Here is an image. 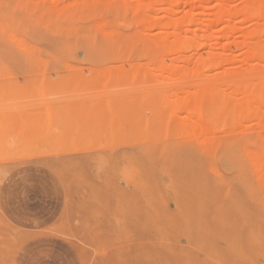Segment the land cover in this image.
<instances>
[{
	"label": "rangeland",
	"instance_id": "374dc122",
	"mask_svg": "<svg viewBox=\"0 0 264 264\" xmlns=\"http://www.w3.org/2000/svg\"><path fill=\"white\" fill-rule=\"evenodd\" d=\"M162 1L0 0V264H264V0Z\"/></svg>",
	"mask_w": 264,
	"mask_h": 264
},
{
	"label": "bare ground",
	"instance_id": "6f19581e",
	"mask_svg": "<svg viewBox=\"0 0 264 264\" xmlns=\"http://www.w3.org/2000/svg\"><path fill=\"white\" fill-rule=\"evenodd\" d=\"M171 1H173L174 2V0H163L162 2H165V4L167 3L168 5H169V3H170V5L172 4L171 3ZM262 1V0H261ZM179 2H181L180 0H179ZM207 2V1H206ZM209 2V1H208ZM264 2V1H263ZM177 3V2H176ZM249 3V2H248ZM176 5V4H175ZM174 5V6H175ZM256 5H260V4H256ZM264 5V4H263ZM177 6V5H176ZM175 6V7H176ZM253 6H254V4H253ZM175 7H173V8H175ZM180 7V6H179ZM179 7H177V8H179ZM182 7V6H181ZM255 7V6H254ZM260 7V6H259ZM262 7H264V6H262ZM244 8V7H243ZM172 9V8H171ZM176 9V8H175ZM170 10V9H169ZM173 10V9H172ZM174 11V10H173ZM173 11H171L170 10V12H173ZM178 11V10H177ZM177 11H175V12H177ZM180 11V10H179ZM243 11V10H242ZM169 12V13H170ZM174 13V12H173ZM255 13V12H254ZM214 15H216V14H214ZM226 15V14H225ZM225 15L222 13L221 15H220V13H217V15H216V17L218 18V19H224L223 18V16L225 17ZM230 15V14H229ZM249 15V14H248ZM228 16V15H227ZM232 16V15H231ZM215 17V16H214ZM215 17V18H216ZM226 18V17H225ZM213 16L211 15H208V17H207V19H206V21H217V19L215 20V19H213ZM247 19V18H246ZM225 20L226 19H224V22L223 23H227V22H231L230 20H226V22H225ZM219 21V20H218ZM223 21V20H222ZM197 22V20H195L193 17H192V19L190 20V24L189 25H187L188 27H190L191 25V27H193V25L195 24ZM221 22V21H220ZM215 23V22H214ZM217 23V22H216ZM232 23V22H231ZM226 26H227V24H226ZM225 26V27H226ZM234 26V25H233ZM190 27V28H191ZM226 28H228V27H226ZM260 28V27H259ZM261 28H263V27H261ZM180 30H182L181 28H180V25L179 24H175L174 26H173V28H171L170 30L169 29H158V31L155 33V39L157 40V44H158V42H159V40L161 41V39H164V38H167V37H176L177 36V31H180ZM169 31V32H168ZM224 31H226V30H224ZM250 36V35H249ZM254 36V35H253ZM250 37H252V35L250 36ZM217 43H219V42H217ZM160 44H163L162 43V41H161V43ZM244 44V43H243ZM242 44V45H243ZM161 46V45H160ZM192 46V44L191 43H188V42H186V41H178L177 43H175L174 45H173V47H175V48H177V53H176V60H179L182 56V51L181 50H183V49H188L189 47H191ZM252 53V55H254V57H256L257 59L256 60H254L253 58L251 59L249 56H252L250 53H249V56L248 57H246L247 58V60H248V58H249V60H254V61H257V62H259L260 60H262V58H263V56H264V50L262 51V49H260V48H258V49H254L253 50V52H251ZM261 56V57H260ZM213 57V58H212ZM216 57V56H215ZM259 58H261L260 60H259ZM197 59H199V61H200V58H198L197 57ZM197 59L195 58V60H194V62L196 61V63H198V64H200L201 63V61L200 62H197ZM217 57L216 58H214V56H211V58L207 61L206 60V65H209V67L207 66V67H205V68H210V66L212 65V64H216V65H218V67L220 66L219 64H222L223 62H225V63H227V61H229V60H231L230 58H229V60H227L228 58H225V56L223 57V55L221 56V57H219L217 60ZM245 59V58H244ZM244 59H243V61H244ZM189 60V59H188ZM202 60V59H201ZM191 61V60H190ZM189 61V62H190ZM242 61V60H241ZM264 61V60H263ZM203 62H205V61H202V63ZM217 62V63H216ZM245 62V61H244ZM247 63H248V61H246ZM256 62V65H258V64H260V63H257ZM201 63V64H202ZM219 63V64H218ZM243 63V62H242ZM250 63V62H249ZM195 64V63H194ZM200 64V65H201ZM243 64H245V63H243ZM213 65V66H214ZM216 65H215V67H216ZM225 64H223V66H224ZM202 66H203V64H202ZM211 68H212V66H211ZM233 72V71H232ZM230 73V72H229ZM217 75H215L214 77L215 78H217L216 77ZM250 75L249 74H247L246 72L245 73H241V72H233V74L232 73H230V74H227L226 73V75H225V83L226 82H228L229 80L231 81V83H233V84H235L233 81H235V80H249V77ZM213 77V76H212ZM213 77V78H214ZM227 80V81H226ZM227 84V83H226ZM232 85V84H231ZM234 86V85H233ZM230 87V86H229ZM227 88H228V86H227ZM245 88V87H244ZM231 89H235V88H231ZM258 89V90H257ZM256 90H257V93H256V90H254V92L253 93H256V94H254L255 96H257V94H258V92H259V94L261 95L260 97H257L258 99H256L255 97H252L253 99H249V98H247L246 100H244L243 102H242V104H241V106L244 108L242 111H240V113L242 114V119H247L248 118V116L249 115H246V114H248V112H250V113H252V114H257L258 112H259V110H260V112L259 113H262L261 112V109L262 108H264V85H261V87L260 88H257ZM215 91V89H213L210 85H209V87L207 88V89H205V92H207L208 94L209 93H213ZM263 96V97H262ZM249 97V96H248ZM262 97V98H261ZM255 98V99H254ZM230 109H231V107H229ZM232 108H234V107H232ZM261 108V109H260ZM235 109V108H234ZM234 109H232V112H233V110ZM230 111V110H229ZM235 111V110H234ZM259 115V114H258ZM257 116V115H256ZM250 117V116H249ZM255 118H260V117H255ZM228 119V118H227ZM226 119V120H227ZM241 119V120H242ZM229 120V119H228ZM227 120V121H228Z\"/></svg>",
	"mask_w": 264,
	"mask_h": 264
}]
</instances>
